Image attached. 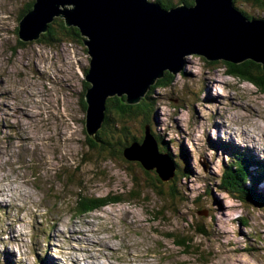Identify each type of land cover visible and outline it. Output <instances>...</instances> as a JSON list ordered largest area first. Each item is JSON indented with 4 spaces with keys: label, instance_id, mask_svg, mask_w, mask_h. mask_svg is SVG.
Segmentation results:
<instances>
[{
    "label": "rangeland",
    "instance_id": "374dc122",
    "mask_svg": "<svg viewBox=\"0 0 264 264\" xmlns=\"http://www.w3.org/2000/svg\"><path fill=\"white\" fill-rule=\"evenodd\" d=\"M31 1L0 0V262L44 264L47 255L49 264H264L263 210L215 190L219 205L204 196L202 209L192 203L237 154L264 164L260 147L242 141V129L264 134V93L229 76L223 61L210 65L191 55L171 87L151 95L154 133L186 149L194 172L182 181L181 197L189 200L174 203L147 185L156 171L126 157H102L92 143L83 107L86 45L39 40L18 49L20 15ZM170 181L163 182L166 194ZM79 184L88 196L123 195L128 202L79 216ZM132 191L140 197L132 200ZM246 216L250 229L237 224ZM195 227L209 234L196 235ZM176 237L192 239V249L178 246Z\"/></svg>",
    "mask_w": 264,
    "mask_h": 264
},
{
    "label": "water",
    "instance_id": "95a60500",
    "mask_svg": "<svg viewBox=\"0 0 264 264\" xmlns=\"http://www.w3.org/2000/svg\"><path fill=\"white\" fill-rule=\"evenodd\" d=\"M35 1L20 20L23 42L38 41L55 16L88 38L84 45L91 59L85 81L90 87L84 98L86 131L93 140L108 99L139 103L165 71L179 74L186 56L235 65L250 60L264 72V22L242 16L233 0H196L193 7L180 4L169 10L149 0ZM125 157L147 171L155 169L164 182L174 177L172 161L160 154L149 129L144 143L132 146Z\"/></svg>",
    "mask_w": 264,
    "mask_h": 264
},
{
    "label": "trees",
    "instance_id": "16d2710c",
    "mask_svg": "<svg viewBox=\"0 0 264 264\" xmlns=\"http://www.w3.org/2000/svg\"><path fill=\"white\" fill-rule=\"evenodd\" d=\"M244 4L250 7L252 11L258 13V15L264 20V0H240ZM35 0H32L28 5L24 7L21 12L20 20L24 17L25 14L31 12L34 8ZM164 9L169 10L173 7H176L179 4H184L187 7H193L196 4V0H179L177 3L173 1L165 2L161 0H156ZM239 0H233V7L236 10H239L242 16L251 20L255 19L253 14H249L243 11V7H240ZM19 47L18 49H22L26 46L25 42H23L20 38L19 31L17 32ZM66 40L69 42L78 43L80 45L84 44V38L82 37L80 30L75 27H68L66 25V21L63 19L56 18L52 23L48 25V31L46 33L41 34V38L39 40H44L48 44H52L56 40ZM38 40V41H39ZM204 61L209 62L205 57H200ZM215 62H209L210 65H215ZM224 67L227 68V74L232 76L233 78H238L242 81H247L257 87L264 93V72L261 69L259 64H256L252 61H246L239 65L226 63L223 61ZM88 72V70H87ZM174 74L170 71H165L163 73V77L158 79L153 85L148 93L141 99V101L137 104L127 105L125 101L127 97L119 98L113 97L108 99L106 103V109L104 112V121L101 125V128L98 129L96 133V140L92 139V143L98 144L100 147L99 154L102 157H108L111 159H116L118 157H125L126 151H128L134 145H142L145 140L146 130L149 129L156 144L160 154L168 155L170 160L174 166V177L170 181V185L168 186L170 193L166 194L165 191L162 190V186H164L160 177L151 176V183L147 182V185L153 188L154 192L159 197H170L171 200L176 203H185L189 199L185 197H181L185 193V186L182 181L194 178V172L191 170L189 166V157L187 150H183V147L177 146L175 142L170 140H165V138L155 134L154 125L155 119L153 116V104L154 99L151 97L156 90L167 89L171 87L172 81L174 79ZM90 87L88 83H85V90ZM86 93V92H85ZM85 97V95H84ZM83 107L86 111L87 105L85 103V98H83ZM140 128L138 134L133 133L136 128ZM243 153H239L236 155L234 161L230 163V165H226L223 167L220 176H218L215 183H209L212 181H208L207 185H209L205 192L199 194L192 200V203L197 206L198 209H202L201 206H198V198L201 196L211 198L213 202L217 205L218 202L214 197V190L216 192H226L230 196H234L239 199L242 203H249L256 206L258 209L264 211V192L260 189V183L264 181V164L260 161L254 160V157H248ZM138 162V161H137ZM186 163V166L184 165ZM140 167L143 165L138 162ZM145 172H150L144 169ZM154 171H156L154 169ZM74 176H72L73 178ZM135 184L136 179L134 178ZM134 184V185H135ZM80 185V184H79ZM166 186V184H165ZM167 187V186H166ZM132 196V200L140 197L137 192H133L130 194ZM123 195H118L114 197H93L88 196L87 193H84L83 187L80 185L79 194L76 197V206L75 212L79 216L88 215L91 213H95L97 211L102 210L104 207L115 205L119 203H126L122 199ZM211 216H214L215 211H210ZM158 214L162 217V212H158ZM237 224L242 228H249V218L240 217L237 219ZM196 235L199 236H207L209 231H205V229H199L195 227L193 229ZM187 233V232H186ZM175 243L178 246H182L185 250L192 249L189 241L182 238V240L178 237L174 238ZM197 254V253H196ZM47 257H44V264H49ZM10 264L8 263V259L5 262H0V264Z\"/></svg>",
    "mask_w": 264,
    "mask_h": 264
},
{
    "label": "bare ground",
    "instance_id": "6f19581e",
    "mask_svg": "<svg viewBox=\"0 0 264 264\" xmlns=\"http://www.w3.org/2000/svg\"><path fill=\"white\" fill-rule=\"evenodd\" d=\"M243 109L247 111L246 105H243ZM242 112V111H241ZM244 113V111H243ZM257 116L259 115V113L256 111ZM254 115V114H252ZM256 115V114H255ZM257 130V129H256ZM255 129H242L243 133H242V141L244 144L249 145L251 143L256 144L257 146L260 147L261 151H263L264 153V134L263 132H257ZM236 132V131H235ZM241 132V131H240ZM239 132V134H240ZM237 134V133H236ZM232 136V135H231ZM27 141V140H26ZM26 145V144H25ZM24 145V146H25ZM258 148V147H257ZM253 149V148H252ZM260 156V155H259ZM258 160V159H257ZM0 196H5V190L2 192H0ZM76 224H74L75 226ZM74 230V229H73ZM105 244L108 246L110 245L109 242H105ZM106 248V247H105ZM94 258V256H91L90 258ZM95 259V258H94ZM237 264H241V262H236ZM247 264V263H246Z\"/></svg>",
    "mask_w": 264,
    "mask_h": 264
},
{
    "label": "clouds",
    "instance_id": "9594fccd",
    "mask_svg": "<svg viewBox=\"0 0 264 264\" xmlns=\"http://www.w3.org/2000/svg\"><path fill=\"white\" fill-rule=\"evenodd\" d=\"M150 1V0H149ZM154 2H156V1H154ZM180 5V4H179ZM178 6V5H177Z\"/></svg>",
    "mask_w": 264,
    "mask_h": 264
}]
</instances>
